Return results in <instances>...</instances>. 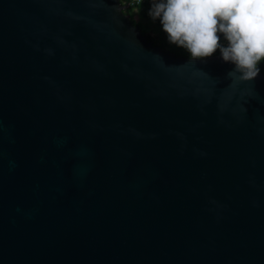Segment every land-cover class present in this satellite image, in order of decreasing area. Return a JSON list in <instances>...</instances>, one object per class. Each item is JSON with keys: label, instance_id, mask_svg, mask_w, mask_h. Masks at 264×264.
<instances>
[{"label": "water", "instance_id": "95a60500", "mask_svg": "<svg viewBox=\"0 0 264 264\" xmlns=\"http://www.w3.org/2000/svg\"><path fill=\"white\" fill-rule=\"evenodd\" d=\"M128 9L0 0V264H264V77Z\"/></svg>", "mask_w": 264, "mask_h": 264}, {"label": "clouds", "instance_id": "9594fccd", "mask_svg": "<svg viewBox=\"0 0 264 264\" xmlns=\"http://www.w3.org/2000/svg\"><path fill=\"white\" fill-rule=\"evenodd\" d=\"M149 16L159 21L168 42L184 49L191 60L218 52L223 63L233 66L227 75L242 82L260 75L264 0H153Z\"/></svg>", "mask_w": 264, "mask_h": 264}, {"label": "trees", "instance_id": "16d2710c", "mask_svg": "<svg viewBox=\"0 0 264 264\" xmlns=\"http://www.w3.org/2000/svg\"><path fill=\"white\" fill-rule=\"evenodd\" d=\"M118 1L121 5H128L129 9L124 13L129 16L130 23L139 30V32L144 37L146 42L150 43L153 47L159 48L160 50H162L163 48L168 49L169 46L170 47L172 46V44H170V43H163L162 45L157 46L156 44L160 43V42L156 41L157 37L155 35H153L152 33L146 34L145 32H141V30L138 26V23L133 19L132 12L136 11L137 13H139L141 15V18L148 21L149 25H152V28H153V25L156 24V26L159 28V31H160L159 35L161 34L160 39H162V38L165 39V37L167 38L166 34L161 30V26L159 24V21H154L149 16V10H150V7H151L153 0H137L138 4L133 5V6L129 5L130 0H118ZM160 39H157V40L160 41ZM162 51L167 52L166 50H162ZM167 53L173 54L176 57L191 59L189 57L188 53L184 49L178 48L176 46L171 47L170 51H168ZM218 54L219 53L217 52L216 55H218ZM260 68H261L260 74L264 77V64H261Z\"/></svg>", "mask_w": 264, "mask_h": 264}, {"label": "rangeland", "instance_id": "374dc122", "mask_svg": "<svg viewBox=\"0 0 264 264\" xmlns=\"http://www.w3.org/2000/svg\"><path fill=\"white\" fill-rule=\"evenodd\" d=\"M132 16H133V19L138 23V26H139L141 32H145L146 34L152 33L153 35H155L157 37V39H160L161 34L159 35L160 31H159V28L156 26V24H154L153 28H152V25H149V22L144 20L143 18H141V15L139 13H137L136 11L132 12ZM157 39H156V41L160 42V43L156 44L157 46H160L163 43H169L168 39L166 37H165V39L164 38L160 39V41ZM171 47H175V45L172 44ZM171 47L169 46L168 49L163 48L162 50H166L168 52V51H170Z\"/></svg>", "mask_w": 264, "mask_h": 264}, {"label": "built area", "instance_id": "2783aa9c", "mask_svg": "<svg viewBox=\"0 0 264 264\" xmlns=\"http://www.w3.org/2000/svg\"><path fill=\"white\" fill-rule=\"evenodd\" d=\"M130 3H131V5H134V4H137L138 1L137 0H130Z\"/></svg>", "mask_w": 264, "mask_h": 264}]
</instances>
